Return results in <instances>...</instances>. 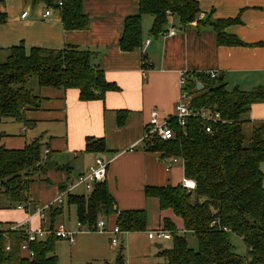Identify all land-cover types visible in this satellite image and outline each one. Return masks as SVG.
Returning <instances> with one entry per match:
<instances>
[{
	"label": "trees",
	"instance_id": "16d2710c",
	"mask_svg": "<svg viewBox=\"0 0 264 264\" xmlns=\"http://www.w3.org/2000/svg\"><path fill=\"white\" fill-rule=\"evenodd\" d=\"M29 1V0H28ZM47 9L57 10L65 31H83L89 19L83 13L82 0H30ZM61 2V6L58 2ZM5 0H0V25L6 23ZM201 11L195 0H138V13L124 21L119 49L132 52L142 42L141 22L144 16L152 18L150 34L165 33L171 17L178 19L181 29L193 23L209 27L221 46H244L225 29L237 24L238 19L213 20L210 16L200 20ZM262 45V44H259ZM0 123L5 120L22 122L25 114L40 108L41 98L26 86L34 78L38 88L75 89L80 101H103L108 92L118 87L105 80L101 69L94 64L95 54L69 46L60 51L33 47L26 51L22 44L0 50ZM149 66L144 63L143 69ZM186 76V93L194 110L208 109L218 113L220 120L203 122L188 118L180 128L172 118L169 126L174 138L142 141V150L159 154L163 160L180 158L184 179L195 183L194 190L176 186H147L145 198H153L161 212L169 211L182 222L183 234L191 233L197 241V250L189 248L184 235L170 218L161 219V229L172 233V248L161 249L164 264H264V186L260 166L264 164V121L251 122V105L264 103V87L251 92L228 90L221 78L210 79L203 74ZM198 81V82H197ZM198 83L200 89H198ZM127 112L118 111L117 126H122ZM205 126L211 130L205 132ZM250 129L245 133V129ZM4 137L0 133V141ZM47 146V145H45ZM43 145L37 140L21 150H8L0 146V208L25 211L35 206L29 198V186L49 170L63 171L42 154ZM85 152L106 153L103 139L87 138ZM65 188L61 184L59 191ZM67 206H74L77 223L87 230L94 229L101 217L115 216V224L122 233L146 231L147 215L144 210L119 211L108 191L106 182L97 183L87 195L67 196ZM58 209L49 212L48 226L52 229ZM12 223H0V264H58L55 254L57 241L51 235L28 243L33 257L29 260L21 251L26 243L24 229L12 230ZM241 238L246 257L233 251L229 235ZM10 250L5 251V245ZM119 248L114 264H125Z\"/></svg>",
	"mask_w": 264,
	"mask_h": 264
},
{
	"label": "crops",
	"instance_id": "0c3cea01",
	"mask_svg": "<svg viewBox=\"0 0 264 264\" xmlns=\"http://www.w3.org/2000/svg\"><path fill=\"white\" fill-rule=\"evenodd\" d=\"M195 1L201 11L200 20L207 16L213 20L238 19L239 22L228 26L225 33L244 46H221L209 27H198L196 23L181 29L177 19L178 28H174L175 21L172 20L176 17L169 19L165 33L154 37L149 32L152 18L144 16L140 48L123 52L119 49V40L124 21L138 13V0H82V11L89 19L88 28L83 31L63 30L57 10H51L50 15L44 17V5L29 11L28 0H12V7L9 0H5L8 19L0 25V50L19 44L26 51L33 47L60 51L69 46L88 50L95 54L94 64L102 70L105 80L118 87L116 92L106 93L103 101L87 102L79 100L75 89L39 88L40 108L25 114L28 124L12 121L22 125L23 137L0 131L4 134L1 147L21 150L38 140L42 145H47L44 146L43 156L48 155L50 160L57 156L59 160L51 161L64 168L63 171L49 170L44 177L35 178L30 184L29 198L35 209L52 203L60 192L61 184L66 185L71 178L85 173L100 157L108 164L104 181L119 211L155 207L159 213L157 229H161L162 218H170L176 224V232L183 233L181 221L177 225L172 213L159 211L157 201L144 196L147 186H176L184 180L183 162L166 170L170 159L163 160L159 154L140 148L151 113H157L159 119L175 113L180 96L181 73L192 77L216 73L228 90L251 92L264 87V0ZM24 12L27 15L22 18ZM171 29L174 35L168 36ZM1 55L4 56V53H0V58L3 57ZM144 63L149 66L147 70L143 69ZM118 111L127 112L120 127L116 122ZM248 120L264 121V103L251 105ZM38 128H42L43 132H37L28 143L26 131ZM87 138L103 139L106 153L85 152ZM36 183L40 184L38 193L32 191ZM66 201L47 210V227L50 226L49 212L54 209L60 211L56 220L62 215ZM28 209L8 210L10 212L0 215V223L21 225L25 222L26 214L31 213V208ZM101 220L108 228L116 226L115 216L101 217ZM37 225V219L33 217L30 227L34 229ZM55 226L54 221L52 227ZM152 231L138 233L148 234ZM133 234L123 233L121 242L124 237L131 240ZM102 236L109 237L110 242L109 235ZM161 242L165 241L154 242L158 250L163 248L158 244ZM75 243L74 239L73 244H68L73 246Z\"/></svg>",
	"mask_w": 264,
	"mask_h": 264
},
{
	"label": "rangeland",
	"instance_id": "374dc122",
	"mask_svg": "<svg viewBox=\"0 0 264 264\" xmlns=\"http://www.w3.org/2000/svg\"><path fill=\"white\" fill-rule=\"evenodd\" d=\"M9 5L12 7V0H9ZM29 11L32 9L38 8V6H43L42 4H34L29 0ZM5 12H6V2H5ZM7 15V12H6ZM8 18V15H7ZM174 22L173 27L178 28L177 18H173ZM3 56V55H1ZM1 57L0 59H3ZM29 90L33 91L34 94L38 93V86L34 78H31L26 86ZM190 101V98L188 97ZM177 104V103H176ZM22 125L19 123H13L9 120H5L0 123V131L5 133H10L16 137H23L21 133ZM26 130V129H25ZM30 130V129H29ZM250 129L246 128L245 133L248 134ZM43 132L42 128H38L36 130H32L31 132L26 131V140L28 143L31 142V138L37 133ZM56 132V131H55ZM40 134V133H38ZM150 140V139H149ZM45 145L42 147V154L45 153ZM143 145L140 146L142 148ZM51 160H59L58 157H54ZM60 160H63L62 158ZM261 172L263 173V186H264V164L260 166ZM76 178H71L69 182L75 181ZM40 184L36 183L32 187V191H36L38 193L40 191ZM90 192L84 190L83 188H78L74 190L72 194L79 195H88ZM3 201V200H2ZM0 200V204L2 202ZM154 201V200H152ZM62 215L56 218L55 225L62 224L67 230H71L73 232H77L75 237L76 243L70 246L67 242L59 240L56 243L55 254L58 258V264H114L116 260V253L119 251V248L122 246L123 251L122 255L125 260V264H164L163 258L159 255L161 250H158L155 247V243L149 241L147 239L146 234L143 233H135L131 236V240L127 237H124L121 242L119 238V242L117 245L112 246L109 242V237L102 236L100 232H89L84 231L82 229L77 228L76 214L75 208L73 206L67 207L66 204L63 205ZM41 207V206H39ZM147 215V224L146 230L152 231L158 228L159 221V213L158 210L154 207L153 209L148 206L146 210ZM6 212H10L8 210H4L0 208V215ZM46 214V226L48 224L47 212ZM179 219L176 220L177 225L179 224ZM180 230V229H178ZM179 234L184 235L183 233ZM189 248L193 250H197V241L195 237L191 233H187L184 235ZM107 238V239H106ZM230 243L233 246V251L239 255L240 257H246V247L241 240L235 234L229 235ZM163 246V250H169L172 248V240L158 243ZM246 264V263H245Z\"/></svg>",
	"mask_w": 264,
	"mask_h": 264
},
{
	"label": "built area",
	"instance_id": "2783aa9c",
	"mask_svg": "<svg viewBox=\"0 0 264 264\" xmlns=\"http://www.w3.org/2000/svg\"><path fill=\"white\" fill-rule=\"evenodd\" d=\"M58 5L61 6V2H58ZM51 13V9H47L44 13V17H48ZM27 15V12L22 13L21 17L24 18ZM168 36H173L174 31L173 29L170 30V32L167 34ZM149 41L146 42L148 44ZM205 76H208L210 79H216V73H207L203 74ZM179 87H180V96L179 100L175 106V113L172 116L159 119L157 113L152 112L150 115V119L148 124L145 126L144 134H143V140L146 141L151 138H158L162 141H168L174 138L175 134L173 129L169 126V120L172 118L176 121L177 125L180 128L185 127V123L188 118H198L203 122H216L220 120V116L218 113H213L208 109H202V110H194L190 107V101L188 100V95L186 93L185 87H186V74L181 73L179 76ZM205 132L210 133L211 130L208 126H205ZM178 162L182 163V160L180 158H172L168 160V163L166 165V170H170L172 166ZM108 164L103 161L100 157H97L94 160L93 165L88 167L87 171L81 175H79L75 181H72L70 183H67L65 185V188L60 191L57 195V197L54 199L52 203L45 207L36 208L34 212L27 213L25 222L21 225H14L11 227L12 230H17L19 228L24 229V234L26 237V243H24L21 246V251L24 253L25 257H27L29 260L32 259L33 253L28 247V243L35 242L38 240L45 239L47 236H55L59 238L60 240H64L69 244L74 243L75 235L77 232H73L70 230L65 229L63 225H58L55 227H52L50 229L49 227L45 226V219H46V212L47 210H50L55 205H61L66 199L67 196L72 194L74 190L78 188H83L86 191L91 192L94 185L97 183H101L105 180L106 177V171H107ZM182 187L186 190H194L195 189V183L190 179H184L182 182ZM17 209L23 210V206H18ZM33 217H36L37 219V227L32 229L30 227L31 220ZM78 229H82L84 231L89 232H100L102 234H107L110 236V245L115 246L119 242V238L123 235L122 231L118 228V226H113L111 228H108L104 221H98L92 230H87L81 227L79 224H77ZM147 237L149 240L154 242H160V241H167L172 238V233L169 231H164L162 229H157L155 231L149 232L147 234ZM10 250V245H5V251L8 252Z\"/></svg>",
	"mask_w": 264,
	"mask_h": 264
},
{
	"label": "water",
	"instance_id": "95a60500",
	"mask_svg": "<svg viewBox=\"0 0 264 264\" xmlns=\"http://www.w3.org/2000/svg\"><path fill=\"white\" fill-rule=\"evenodd\" d=\"M198 89H200V85H198ZM158 248H161V246H160V245H158Z\"/></svg>",
	"mask_w": 264,
	"mask_h": 264
}]
</instances>
